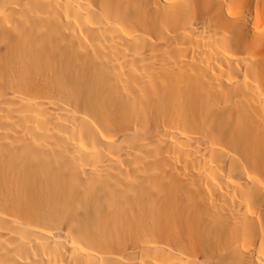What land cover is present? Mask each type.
<instances>
[{
	"label": "bare ground",
	"instance_id": "1",
	"mask_svg": "<svg viewBox=\"0 0 264 264\" xmlns=\"http://www.w3.org/2000/svg\"><path fill=\"white\" fill-rule=\"evenodd\" d=\"M0 264H264V0H0Z\"/></svg>",
	"mask_w": 264,
	"mask_h": 264
}]
</instances>
